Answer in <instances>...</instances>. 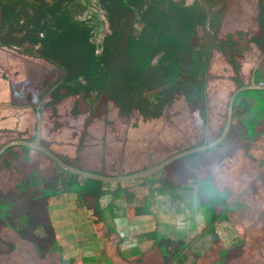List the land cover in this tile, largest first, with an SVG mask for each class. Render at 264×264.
<instances>
[{"label":"flooded vegetation","instance_id":"af4514ba","mask_svg":"<svg viewBox=\"0 0 264 264\" xmlns=\"http://www.w3.org/2000/svg\"><path fill=\"white\" fill-rule=\"evenodd\" d=\"M96 3L97 7L101 10L99 11L100 13L98 12V15L95 16L93 13L89 17L79 18L78 15H82L83 12H86L85 9L87 8L86 3L81 0H34V2L33 0H0L1 56L5 57L15 53L14 55H16V57L23 56L26 58H35L57 69L60 73L59 76L56 81L50 82L47 85L44 94L51 84L58 82L60 78H63V76L69 72L71 75L69 80L76 78L74 81H82L80 85L86 87L88 93L81 95V98L84 100L86 97L87 100L90 96V92L93 91V89L90 88L92 82L84 80L81 74L82 71L74 69L75 67L77 68V66L72 62L76 59H82V54L84 52H81L80 49H84V43L87 42L91 45L89 48L91 50L90 55L94 56V61L92 63L97 67H107L110 64V60L114 61V59L118 57H120L119 60L122 61L126 55L127 61L129 62L133 58V54L129 50L130 44L140 42L142 39L144 41V37H148L147 34H151V32L154 34L157 32L164 34L168 38H172L173 35H176L175 29L173 30L172 26L173 14L175 9H177L178 12H185V18L187 20L196 23L191 35L189 34L185 39V34L182 36V43L191 52L189 61L191 70L187 75L180 78L182 82H180V84L178 83L179 89H174L175 92L171 93L168 99L166 97L167 104L164 108H167L170 103H172L171 100L174 96L177 97L182 95L186 86H189L190 88L187 90H189L191 97L202 99V101L205 102L207 96L211 103L217 104V110L222 112V117L216 118L215 114L210 117L207 107L203 106V116H200L199 123L196 120L194 122L195 127L199 124V131L193 133L190 143L178 146L177 143L180 141V129L177 127V124H179L178 118L180 114H163L161 118L156 121L143 118L140 114L139 119H137L141 124L139 126L129 122L131 119L132 121L134 119L132 115L122 116L118 114V116H115V122L119 129L117 132L121 130V124L124 125L129 123L125 131H123V134L125 138L130 134L131 137L122 144V149L120 148L117 156H115L118 158L119 162L112 166V170L110 171H118V165L120 168L117 174L98 175L121 179L107 181L90 178L101 182V184L96 187L97 192L100 187L101 191L99 194L100 196L88 204L83 203L79 198V189H70L68 179H66L64 172L68 170L62 168L45 154L34 149L40 155H43L46 160L52 162V168L58 169L59 172L63 173V176L57 173L59 179L52 181L50 185H48L47 182L46 184L44 183L40 190L37 189L38 184L45 179H43L44 176L42 174L39 176L36 172H33V175L31 174L29 179L27 178L28 173H25L24 176L20 175L17 184L12 182L13 186L0 187V210L5 209V212H0V217L2 218L0 222V264H39V262L33 261V254H39L40 250V247L33 245V233L35 234L41 231L47 232V235H50V238L45 241V250L46 243H48V246L53 244L54 247L58 249V254L63 252L66 254L68 252V247L66 248L65 243L59 242V235L56 232L65 227L67 222L64 221V217H70L69 204L64 199L65 195L69 194L70 191L76 192L75 197L77 198V202L74 201L73 207L77 209L83 208L85 211H88V214H92L98 221L97 224L101 225L99 229L101 230V234L96 236V238L94 237V245L88 240L87 243H90V245H82L83 248H81L79 252L77 251L73 256L67 255V263L74 260L77 254L81 255L78 264H95L99 260L101 264H148L146 260L149 254H153V257H156L153 261H157L158 264H165L164 257L167 251L165 243L175 241V239L170 236L165 227L159 226L157 217L159 215L167 216L173 214L172 211L169 213V210H171L169 208L175 203L177 204L180 200L176 196V189L187 186L189 183H192V187L199 199L204 200L210 198L212 199V204L219 205L218 209L216 207L214 209L216 216L223 215L221 221L215 220L212 216L210 221L206 222L204 227L200 229L202 237L207 235L206 231L211 227L210 231L216 234V240L218 235L215 232L216 227L214 226L213 228V225L216 222L222 223V221H225L226 225V221H228L229 215L233 213L234 209H236L239 204L244 205V195H239V197L236 196V198L233 197L235 196L233 187L238 185L240 181H243L245 172H242V170L237 172L233 162L227 164L228 160L226 163L223 162V167L219 166L220 172L216 171L215 168L217 167L213 165L212 160L214 155L220 154L219 152L221 151L219 150H221L223 143L226 142H223L224 139H228L229 137V132L232 128L237 109L236 105L233 108L235 99L238 97L237 103H243V110H245L244 108H246L247 103L250 105L252 102V100L251 102L249 101L250 98L238 94V92L242 90L237 91L232 98L230 121L223 137L212 146L203 149L197 148L211 143L220 134L226 117L227 103L230 95L234 91L242 86L249 85L251 76L253 77L254 84L264 85V81L254 80L255 72H257V74L261 72V67L258 66L257 62L254 65L255 61L251 63L250 67H247L250 54L246 52V43H248L246 37L254 31L255 27L257 28L259 25H262V35L264 36V1L263 11L260 10L259 0H96ZM196 10H198L197 12L200 14V17L195 15L196 13H193V11ZM194 16H196L197 19ZM117 21L119 22L118 24L116 23ZM102 25L105 26L104 29ZM219 29L225 30L219 31ZM209 30L212 31L210 34L208 32ZM246 30L249 32L246 33ZM17 33L18 35H15ZM73 36L74 38H81L79 39V43L82 44L81 48L79 45L75 47L70 43L71 37ZM193 36H195V40L192 39ZM119 37H121V39L117 40ZM177 37H180V35ZM208 37H213L216 44L217 39L221 40L223 46L221 49L226 48L225 40L229 38L230 43L234 46L233 49H230L232 50L230 51L231 54H229V51L224 54L221 49L218 50L216 46H211L210 43H202L196 50L195 48L198 45L199 39H207ZM206 46H208L207 50ZM111 49H115V51ZM153 55L154 57L150 61V65H148L151 69H154L160 64L159 61H161V63L167 61L165 64L168 65L177 63L174 61L176 58L173 57V52H170L168 46H159L151 54V56ZM226 59L237 62V66L234 67V69L233 67H225L228 69L223 71L221 63L227 61ZM238 60L242 61L243 64H240ZM178 63H180V65L184 64L183 58L178 60ZM14 67L18 70L11 76L16 74L18 77L19 74H22L23 70L20 69L21 67H18V64ZM215 67L217 70L222 69V72L219 70V72L217 71L215 73L216 76H220L222 75L221 73L227 71L226 74H223L224 82L220 86L219 84L221 81L218 83V80L213 78L214 74L211 76L213 80L210 81V77H208ZM83 71H88V68ZM202 75L205 77L204 79ZM199 77L201 79H199ZM17 79H15L16 82ZM231 79L232 81H230ZM74 81H72L73 84ZM145 81L146 80H142L141 82ZM228 81L231 82V85ZM20 84L21 83L16 84L14 82L12 85H7V83L2 85L0 83V86L4 87V89L8 91V94L11 92V94L19 95L21 93L24 94V90L21 91L20 89ZM60 85L54 86L50 92L58 90ZM15 87H18L19 90H16ZM44 94L37 97L36 104L32 108V117L35 124L37 118L40 123V114L44 107L50 108L55 104L64 102L67 98L73 97V95L78 96V93L69 95L67 90H60L56 92L53 97H47L46 100L41 99L38 103V100L42 98ZM47 95H49V92ZM148 105L149 104L146 103L145 107ZM74 108H76L74 105L70 107L71 110H74ZM164 108H162V113H166ZM54 109L56 110V108ZM67 110L65 112H67ZM53 111V109L50 111V117L55 119L56 123H62L70 128V118L67 117L68 120H65L64 111H62L61 116L59 113H54ZM247 116L249 117L248 124L250 125L252 123V125L255 126L257 121L253 123L254 119H250L251 112H249ZM58 117L64 121L59 120ZM120 117H122L124 124L119 120ZM124 117H128L126 121ZM163 118H166V120ZM33 122L31 125H28L29 127L25 128L22 126L21 129H17L21 130V132L27 129L29 132L26 133H33L32 137L34 138L36 129L34 124L33 130ZM146 123L150 124L146 125ZM81 124H83L82 121ZM154 128L158 129V135L154 133ZM7 129L8 127H5L2 134L7 133ZM210 130H215V132L209 137L208 133H210ZM14 135L15 134H13V136ZM4 138H6V136ZM10 140L15 139L11 138L8 141ZM149 140H151L150 143H148ZM195 140L199 143L192 146ZM6 142V139L2 141L0 147ZM39 143L46 147L40 141ZM201 143H203V145ZM124 145L126 147H124ZM210 147H214V149L202 153ZM6 149L7 147L0 150V156L3 155L0 160V169L5 171H2L3 173H10L9 168H7L8 163L4 158V151ZM47 149L59 158L56 155V150L53 148ZM129 149H133L135 152L131 161L123 156V153ZM163 150L166 151L164 152ZM186 150H192L186 154L199 152V158L194 162L189 163L186 161V163L181 160V158L183 159L186 155L183 154L163 165L162 168H157L145 176L125 180V177L129 174L144 171L157 165L165 158ZM262 159L264 158L254 161V166H257L258 171L255 173L252 181L249 180L247 184L240 187L238 193L250 194L257 184H260L258 187H264L262 185L264 182V164L261 165L260 163L263 161ZM61 161L64 162L63 160ZM64 163L67 164L66 162ZM82 167L95 168L92 166ZM77 169L87 171L84 168ZM95 169L99 168L96 167ZM16 173L21 174L20 171H16ZM77 175L89 178L80 174ZM204 181H209L211 186L217 187V190H219L218 192H220L218 194L222 195L225 193V197L220 200H215L208 196L207 192L205 195L200 193L201 187L205 189V185L203 184ZM78 182L77 184L80 185L83 181L80 183L79 180ZM25 185L26 187L30 185V188H33L26 191V193L29 194V200L33 202V218L31 221V218L28 219L25 213H20L19 219L23 222V226L18 222L14 225L13 222L12 224L9 223L10 221L7 219L10 207L8 204L13 202L9 193L11 190H15L22 196V193H25ZM23 187L25 188L23 189ZM95 195H97V193ZM60 197L61 199L59 201L55 200ZM217 198L219 197L217 196ZM56 201L61 203L64 202L65 204L54 206ZM38 203H40V205H38ZM122 203L124 204L122 205ZM20 204H23L24 208L26 206V200L20 202ZM6 205L8 206L6 207ZM221 208L222 210H220ZM124 212L128 221L137 225V227L135 226L136 229L128 230L127 234L130 235L124 233V228H127V226L122 228V225H116L117 223H123L120 220V215ZM59 217H62L65 224L61 222L55 223ZM108 219H110V226H112L110 230L106 229L103 225H107ZM41 221L43 222L40 223ZM193 235L194 234H190V236ZM83 239L86 240L85 237ZM13 243L14 245L11 246ZM2 246H5L6 249H1ZM25 247L29 249L27 251L30 252L29 258H27L26 255H22ZM50 250H53V246ZM179 256H181L180 260H182L184 264L189 263L186 261L184 253L176 252L173 256H170V264H173L174 258Z\"/></svg>","mask_w":264,"mask_h":264},{"label":"rangeland","instance_id":"374dc122","mask_svg":"<svg viewBox=\"0 0 264 264\" xmlns=\"http://www.w3.org/2000/svg\"><path fill=\"white\" fill-rule=\"evenodd\" d=\"M81 1L86 3L88 9L86 8V12H83L82 15L79 14V18L89 17L93 13L96 16L98 15V12L101 11L97 7L96 0ZM263 1L264 0H259L261 11H263ZM197 11L198 10L193 11V13H196L195 15L200 17V14H198ZM194 17L197 19L196 16ZM116 23L118 24L119 22L117 21ZM195 25L196 23L185 18L184 11L178 12L177 9H175L173 14L172 29H175L176 35H173L172 38H168L162 33L156 32L153 34L151 32V34H147L148 37H144V41L142 39L140 42L130 44L129 50L133 54V58L129 61L130 63L127 61L126 55L122 61H120V57H118L115 58L114 61L110 60V64L107 67H97L94 65L90 66L86 72L83 71L84 69L75 67L74 69L82 71L81 74L84 77V80L92 82V86H90V88H92L93 91L90 92V96L87 100L86 97L84 100L81 98V95L88 93L86 91V87L80 85L82 84V81H74L76 78L69 80L71 77L69 72L63 76V78H60L58 82L51 84L52 86L50 85L47 92L44 94L47 85L50 82L56 81L59 76L60 73L57 69L35 58H26L23 56L16 57V55H14L15 53L3 57L1 56L2 53H0V83L2 85H5V83H7V85H12L14 82L16 84L21 83L19 85L20 89L21 91L24 90V94L21 93L19 95H15L11 94V92L8 94V91H6L4 87L0 86V144L5 139L8 142L11 138L25 141L31 140L33 138V133H26L29 132L27 129L21 132L19 129H21L22 126L26 128L29 127V124H32V108L36 104L37 97L44 94V96L38 100L39 103L41 99L46 100L47 97H53V95L60 90H67L69 95L78 93V96L73 95V97L67 98L64 102L55 104L50 108H43L41 111L42 113L40 114L39 141L47 148H53L56 150V155L73 167L84 168L91 173L97 174H117L120 168L118 165V171H110L112 170V166L119 162L118 158L115 156H117L120 148L122 149V144L126 140L128 141L131 137L130 134L127 138H125L123 134V131H125L129 123L124 124L122 117H120L119 120L124 125L121 124V130L117 132L119 129L117 123L115 122V116H118V114H121L122 116L132 115L134 119L133 121L131 119L129 122L136 124V126L141 125L137 120L139 119L140 114L143 118H147L150 121H152L151 119H153V121L160 119L163 114H180L178 118L179 124H177V127L180 129L179 139L182 142L178 141L177 145L183 146L190 143L193 133H197L199 131V124L195 127L194 122L196 120L199 123L200 116H203V106L207 107L210 117L213 114H215L216 118L222 117V112L217 110V104L213 102L211 103L207 96L205 102H203L202 99L191 97L189 90H187L190 88L189 86H186L182 95L177 97L174 96L171 100L172 103H170L167 108H164L167 104L166 97L168 99L171 93L175 92L174 89H179V84L182 82L180 78L187 75L191 70V65L189 64L191 52L182 43V36L185 34V39L189 36V34L191 35ZM102 27L104 29L105 26L102 25ZM262 28V25H259L257 28L255 27L254 31L246 37L248 42L246 43V52L250 54L249 57L252 55L256 57L257 54H260L263 51L264 36L262 35ZM224 30L225 29H219V31ZM208 32L210 34L212 31L209 30ZM15 35H18V33ZM179 35L180 37H177ZM195 36L192 37L193 40H195ZM203 38L199 39L198 45L195 48L196 50L202 43H210L211 46H216L218 50L223 47L222 42L219 39H217L216 44L213 37H208L207 39ZM119 39H121V37L117 40ZM225 42L226 48L221 49L224 54L227 51H232L230 49L234 48L232 43H230L229 38H227ZM159 46H168L170 48V52H173V57L176 58L174 61L177 63L168 65L165 64L167 61H165V63H161V61H159L160 64H158L154 69L149 68L148 65H150V61L154 57V55L151 56V54ZM207 48L208 46H206V50ZM229 54H231V52ZM182 58L184 64L180 65L178 60ZM226 60L227 61H223L221 63L223 71L232 67L234 69V67L238 64L233 60ZM238 61L240 64H243L242 61ZM17 64L18 67H21L20 69L23 70L22 74H19L18 77L16 74L11 76L16 70H18L14 67ZM90 64L93 65L94 63L90 62L88 65ZM218 67L221 68L220 66ZM219 70L222 72V69ZM219 70L215 67L208 77H210L209 79L211 81L213 80L211 76L214 74L213 78H216L218 83L221 81L219 84L220 86L224 82L223 74H226L227 71L221 73L222 75L220 76H216L215 73L217 71L219 72ZM202 78L204 79L205 77L202 75ZM15 79H17L18 83ZM199 79L201 78L199 77ZM258 79L259 77L257 72H255L254 80L257 81ZM142 80L146 81L141 82ZM72 81H74V84ZM230 81H232V79ZM230 81L228 82L231 85ZM56 85H60V90L58 89L54 92H50V90ZM15 89L19 90L18 87H15ZM48 92L49 95H47ZM238 94L240 96L250 98V100L254 103L255 110H257L254 111L250 108V119H254L253 123L257 121V124L253 127V129L251 127L252 123L250 125L245 123L243 126L246 130L251 129L253 132H263L264 90L248 89L242 90L238 92ZM237 99L238 97L233 103V108L238 101ZM216 102L219 103L218 101ZM146 103L149 104L147 107H145ZM72 105L76 107L74 110L70 109ZM54 108H56V110ZM162 108L166 110V113H162ZM50 109H53L54 113H59L60 116L62 111H64L66 117L65 120H68L67 117L70 118V128L62 123H56L55 119L50 117ZM66 110L67 112H65ZM124 118L126 121L128 117ZM58 119L63 120L59 117ZM163 119L166 120V118ZM81 121L83 124H81ZM34 124L35 123L33 122V130ZM149 124L150 123H146V125ZM5 127H8L7 133L2 134ZM153 131L156 135H158V129L154 128ZM214 132L215 130H210L208 136L210 137ZM232 132L230 131L229 133L231 134ZM13 134L15 135L13 136ZM5 136L6 138H4ZM227 140L228 139L225 138L223 142ZM150 141L151 140H149L148 143H150ZM193 143L194 144L192 146L197 145L199 142L195 140ZM201 144L203 145V143ZM124 147L126 146L124 145ZM248 147H250L248 150L252 151V153L256 151L254 142L250 143ZM213 149L214 147H210L201 152L206 153V151ZM163 151L165 152L166 150ZM250 151L248 154H250ZM4 154V158L8 163L7 168H9L10 173H3L5 171L0 169V187L13 186L12 182L17 184L20 175L24 176L25 173H28L27 178L29 179L30 175H33V172H36L39 176L42 174L44 176L43 179L46 180L38 184L37 189L40 190L44 183L46 184L47 182L48 185H50L52 181L59 179L57 173H60V176H63V173L59 172L58 169L52 168V162L46 160L43 155H40L37 151L30 147L24 145H11L7 147ZM133 154H135L134 150L129 149L123 153V156L127 160L130 159L131 161ZM199 154V152L186 154L183 159L181 158V160L189 163L194 162L199 158ZM2 156L3 155L0 156V160ZM224 160L226 162L227 158L224 157ZM80 165L92 166L95 168L97 167L99 169L82 167ZM215 165L217 167L215 168L216 171H219V166L223 167L220 164ZM16 171H20L21 174H17ZM64 172L66 179H68L70 189L74 190V188H76L80 190V194L78 195L83 203H91L100 196L101 187L98 189V192L96 191V187L101 184L100 181L84 178L68 171ZM244 178H250V174L245 172ZM79 180L80 183L83 181L80 185L77 184ZM203 184L209 188V191L217 194V191L212 188L209 181H204ZM258 185L260 184H257L250 194H242L241 192L238 193V190H240L239 184L233 187V193L235 194L233 197L236 198V196L239 197V195H244L245 202L244 205L239 204L236 209H234L233 213L229 215L230 217L228 221H226L224 228L225 232L222 233V236H217L216 240V234L213 231H210V227L208 231H206L207 235H204L203 237L200 233V229H197L195 231H190L191 234L196 236L186 235V237L181 238V240L175 239V241L165 243L167 250L164 257L165 264H170V256H173L176 252L184 253L186 261L191 264H264V187H258ZM262 185L264 186V182ZM25 187H23V189ZM28 189L33 188H30V185H28L25 189V193H22V196H20L19 192L15 190L10 191L9 194L13 202L8 204L10 206L7 214V219L10 221L9 223L12 224L13 222L15 225L16 222H18L21 226H23V222L19 219L20 213H25L26 217H28V219L31 218L32 221L33 202L29 200V194L26 193ZM96 193L97 195H95ZM200 193L205 195L206 191L203 187L200 188ZM75 196L76 192L70 191L69 194H66L64 197L66 202L69 204L70 217H64V221L67 223H64L62 217H59L55 222L65 224V227H63L62 230H58L59 232L57 231L56 233L59 235V242L65 243L66 248L68 247V252L66 254L64 252L58 254V249H56L53 244L48 246V243H46V251L45 241L50 238V235H47V232L44 231L37 232L35 234L33 233V245L40 247L39 254H33V261H37L39 264H78V260L81 255L77 254L74 260H71L69 263L66 261L68 257L67 255L73 256L77 253V251L79 252L80 249L83 248L82 245H90V243H87L88 240L91 244H95L94 237L96 238V236L101 234V230H99L101 225L97 224L98 221L92 214H88V211H85L83 208L77 209L73 207L74 201L77 202V198ZM60 199L61 197L55 200L59 201ZM24 200H26V206L23 208V204H20V202ZM211 200L212 199L210 198L202 201L198 200L200 202L199 209L207 217L211 216L213 211L211 207L214 204H212ZM57 201L54 206L65 204L64 202L61 203ZM8 205H6V207ZM38 205H40V203H38ZM220 210H222V208ZM1 211L5 212V209L0 210V212ZM213 217L218 221L223 219V215L216 216L214 214ZM1 220L2 218L0 217V222ZM42 222L43 221L40 223ZM103 225L106 229H112V226H110V219L107 220V225ZM214 226L217 228V225L214 224L213 228ZM183 227L187 228L185 224ZM84 237L86 240L83 239ZM13 245L14 243L11 246ZM52 246L53 250H50ZM1 249L4 250L6 247L2 246ZM154 258L156 257H153V254H149L147 255V262H145L148 264H158L157 261H153ZM180 259L181 256L175 257L173 264H184ZM95 264H101L100 260Z\"/></svg>","mask_w":264,"mask_h":264},{"label":"crops","instance_id":"0c3cea01","mask_svg":"<svg viewBox=\"0 0 264 264\" xmlns=\"http://www.w3.org/2000/svg\"><path fill=\"white\" fill-rule=\"evenodd\" d=\"M249 31L246 30V33ZM249 61H247V67H250V64L255 61L258 63V66L261 67V72H258V81H264V48L263 51L260 54H257L256 57L254 55L249 57ZM251 102V100H249ZM245 105V104H244ZM236 113L235 118L232 123L231 128V134H229L228 140L223 143L220 154H216L213 156V165L220 164L222 165L224 161V157L227 158L229 164L230 162H233V165L237 172H248L250 174V178L243 179V183L240 181L239 187L244 186V184H247L249 180L254 179L255 173L258 171L257 166H254V161L264 158V131L263 132H253V130H246L243 126L245 123L248 124L249 117L247 114L250 112V108L254 111H257L254 109L253 102L249 105L247 103L245 111H242L243 103L238 102L236 104ZM241 108V109H240ZM245 120V121H244ZM253 129V125L251 126ZM245 129V130H243ZM240 130V131H239ZM236 131V132H235ZM231 135V136H230ZM256 136V137H255ZM255 137V138H254ZM234 138V139H232ZM255 144L256 151L252 153V151L248 150L250 147V143ZM250 151V154H248ZM252 154V155H251ZM254 155V156H253ZM263 160V161H262ZM260 161L261 165L264 164V159ZM262 167V166H261ZM250 168V169H249ZM239 170V171H238ZM212 188L217 191V194L213 193L212 191H209V188L205 186V191L207 192V195L212 197L215 200H220L225 197V193L220 195L218 193L219 190H217V187L215 188L212 185ZM176 196L180 199L179 202L173 206H171L169 209V213L172 211V215L167 216H158L157 221L159 222V226H163L166 228V231L170 234V236L173 239H179L186 237V235H190V231H195L197 229H201L204 227V223L207 221L209 222L212 216L216 213L214 211L215 207L218 209L219 205H212V214L211 216L207 217L203 214V212L199 209L200 201L201 199L198 198L197 194L194 191V188L192 187V183H189L187 186L179 187L176 189ZM217 196L219 198H217ZM124 203H122L123 205ZM125 207V205H124ZM145 218V217H143ZM120 220L123 222L122 224L117 223V226H121L124 228L127 226V228H124V233L127 234L128 230L130 229H136L135 226L137 225L135 223H130L128 221V218L125 216V212L120 215ZM215 223V222H214ZM186 225L187 228H184L183 225ZM215 225H217L216 233L220 237L222 236V233L225 232V221L216 222ZM190 232V233H189ZM130 235V234H127ZM176 236V237H175ZM179 237V238H178ZM29 242V241H28ZM29 249L28 247H25L24 252L22 255H26L27 258H29L30 252H27ZM33 252V251H32ZM0 263H1V257H0Z\"/></svg>","mask_w":264,"mask_h":264},{"label":"water","instance_id":"95a60500","mask_svg":"<svg viewBox=\"0 0 264 264\" xmlns=\"http://www.w3.org/2000/svg\"><path fill=\"white\" fill-rule=\"evenodd\" d=\"M250 88L264 90V85L254 84L253 83V77L251 76L249 85L242 86V87L238 88L236 91H234L230 95L228 103H227L226 117H225L224 125H223V128H222L220 134L211 143L203 145V146H201V147H199L197 149H203V148L212 146V145L216 144L223 137V135L225 134V132L227 130V127L229 125L230 116H231V101H232V98H233L234 94L237 91H239V90L250 89ZM38 128H39V120L37 118V121H36V135L34 136L33 139H31L29 141L17 140V139L10 140V141L6 142L4 145H2L0 147V150L6 148L8 146H11V145H24V146L30 147L32 149H35V150L45 154L46 156L51 158L55 163H57L62 168L66 169V170H68L70 172L77 173V174H80V175H83V176L89 177V178L107 180V181H113V180H120L121 179V178L104 177V176H101V175H98V174H93V173H90V172H87V171H84V170H80V169H77V168H74L72 166H69V165L65 164L59 158H57L49 149H47L46 147H44L43 145H41L39 143V141H38ZM190 151H192V150H186V151H182V152H178L176 154H173V155L165 158L164 160L160 161L157 165H155V166H153L151 168H148V169H146L144 171H141V172H137V173H134V174L127 175L125 177V180L126 179L128 180V179H134V178L145 176V175L151 173L152 171L156 170L157 168H162L163 165L167 164L168 162L172 161L173 159H175V158H177L179 156H182L183 154H186V153H188Z\"/></svg>","mask_w":264,"mask_h":264},{"label":"trees","instance_id":"16d2710c","mask_svg":"<svg viewBox=\"0 0 264 264\" xmlns=\"http://www.w3.org/2000/svg\"><path fill=\"white\" fill-rule=\"evenodd\" d=\"M76 36V35H74ZM71 37V40H70V43L73 44V46H77L79 45V47L81 48L82 44L79 43V39L81 38H74ZM74 38V39H73ZM76 39V40H75ZM75 40V41H74ZM91 45H89L87 42L84 43V49H80L81 52H84L82 54V59H76V60H73L72 62L77 66V68H80V69H86V68H89L90 66H94V65H88L90 62H93L94 61V56L93 55H90V52L91 50L89 49ZM112 51H115V49H111Z\"/></svg>","mask_w":264,"mask_h":264}]
</instances>
